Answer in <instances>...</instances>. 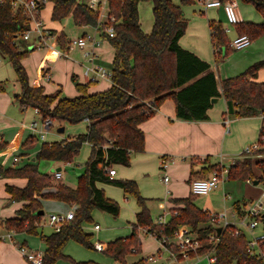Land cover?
Returning a JSON list of instances; mask_svg holds the SVG:
<instances>
[{
	"label": "trees",
	"instance_id": "trees-1",
	"mask_svg": "<svg viewBox=\"0 0 264 264\" xmlns=\"http://www.w3.org/2000/svg\"><path fill=\"white\" fill-rule=\"evenodd\" d=\"M47 1V0H46ZM52 3V20H61L71 16L80 26H100L102 32L108 24L113 25L114 36H102L114 48L111 85L104 90L88 92L92 83H78L79 92L74 97L62 96L60 91L45 93L43 87H32L21 60L29 53L24 48L22 33L28 28V21L19 9L12 6L11 0L0 1V54L10 63L20 92L15 96L22 107L37 110L41 119L57 120L76 124L88 121L87 131L68 136L59 141L43 142L36 154L37 160L73 162L83 143L91 146L90 154L84 163V171L77 178L74 188L55 183L53 176L42 173L36 165L26 164L18 168L0 167V175L24 177L27 183L23 188L7 186L12 199L25 200L26 203L17 212L18 216L0 222L7 230L39 234L46 243L42 264H54L58 259L69 260L72 264H100L96 261H74L62 253L68 240L92 249L90 234L81 228L82 222H90L94 209L113 216L119 213L118 203L106 197L96 183H107L120 187L125 195L134 196L140 211L126 237L116 238L107 243L102 252L120 264H127L126 257L139 252V228L155 232V238L165 246H171L169 239L182 225L190 228L200 241L197 253L211 252L216 257L215 264H264V255L257 256L246 251L247 236L244 232L234 233V226L221 229L214 243L209 235L216 234L209 215L193 204V195L174 199L182 207L170 208L171 215L164 223L153 222L146 199L139 193L137 184L131 179L110 178L107 169L112 165H128L131 154L144 150V135L138 125L153 116L166 99L175 103V115L180 120H206L207 110L212 106L211 99L222 97L231 100L234 106L233 117H251L264 114V81L256 82L258 70L264 67V59L248 66L240 74L219 81L210 69V64L191 51L183 49L178 43L183 35L187 21L181 5H192L196 0H107L108 15L114 22H100L99 10L76 0H48ZM141 1L152 3L153 24L151 31L145 33L139 22L138 4ZM251 4L262 16L259 23L241 21L235 24L238 35L245 34L254 40L264 34V0H240ZM44 4H40V8ZM209 30L215 61H220L230 48L227 35L219 21H209ZM50 36L61 49H65L68 39L60 30H51ZM60 127V126H59ZM34 138H28L25 145ZM259 149L253 153H264V122L260 126L257 139ZM244 155V153L242 152ZM260 171L256 177L252 172L253 160L244 156L229 165V179L258 180L264 183V158L255 160ZM211 167V171L216 168ZM54 187V191L42 193L44 189ZM60 200L65 203H77L79 208L74 218L65 223L58 231L49 234L37 229L43 213L40 199ZM173 200V199H172ZM245 205V204H244ZM243 205V206H244ZM239 202L234 204L238 214L242 215ZM177 212L173 214V212ZM261 230L264 234V216L260 215ZM264 250V240L260 243ZM178 252V248H173ZM180 256V255H179ZM192 257L193 254L190 253ZM181 258V256H180ZM131 264H145L141 258Z\"/></svg>",
	"mask_w": 264,
	"mask_h": 264
},
{
	"label": "crops",
	"instance_id": "crops-1",
	"mask_svg": "<svg viewBox=\"0 0 264 264\" xmlns=\"http://www.w3.org/2000/svg\"><path fill=\"white\" fill-rule=\"evenodd\" d=\"M172 1L175 4L180 5L179 0ZM235 2L237 4V8L242 21L250 20L249 22L259 23L263 20L261 15V17L248 18V20H246L244 14L242 13L239 7L238 0H235ZM191 6H194L193 10H190ZM191 6L187 7L181 5V9L184 13V17L187 21V24L183 35L178 40V43L183 49L191 51L200 59L208 62L210 64V69L215 73L219 81L228 77L236 76L243 72L248 66H250L254 62L264 59V36H262L259 39H254L245 48L233 49L244 51V56L241 59H237L234 63L232 62L233 59L227 58L226 60H224L225 58H222V61L216 62L214 49L211 43L208 22L212 20H218L221 23L219 16L223 15L226 20V23L225 25L221 23V26L222 28L228 27L230 29V31L228 32L232 35L230 38H234L238 35L236 27L235 25L228 24L225 11L221 6L209 8H205L200 4H193ZM105 20V15L101 16L100 22L102 23ZM43 26L48 29V31L62 30L55 29V24L53 25V27H46L44 24ZM76 26L79 27V29L81 30L80 35L89 34L96 38H99L100 40L102 39V42L105 41L103 40V32L100 26H80L77 24ZM140 26L142 28L141 22ZM142 30L145 33H149L151 31L146 30L144 28H142ZM50 37L51 36H48L46 41L49 40ZM31 40V42L30 40H24L25 47H23V49H29L30 46H32L33 48L31 50L29 49V53L21 60L22 65L24 66L27 73L28 71H31V65L32 70H34L35 68L36 70H38V68L40 67V70H42L43 74H46V76L48 74L51 75V79L49 81H45L41 79V77H38V75L33 74L34 79L32 78L33 80H28L29 85L32 87L41 86L43 87L45 93H53L55 91H60L61 95L66 97L78 95L79 92L76 89V91L71 90L73 88L70 82L71 79H75L78 83H87L85 78H83L84 76H82L80 72L79 65L70 60H61L62 56L58 54V52L60 51V47H58L55 41L49 44L50 47L44 48V51H41L39 54L33 55V59L31 62L30 57L33 54L32 51L36 49L35 44H37L34 39ZM42 46L43 45L37 48H41ZM111 49L113 58L114 48L112 47ZM82 53L83 50H81V54ZM37 55H39V59L36 60L35 57ZM62 68L63 70L65 69L67 71L66 75L63 72L61 74ZM220 69L224 70L225 73V76L222 78L219 72ZM28 78H30V75L28 76ZM253 80L256 82L264 81V67L258 70L257 76ZM104 81L108 82L109 84L99 85L98 81L94 83L95 85H89L87 91L97 92L106 89L110 86L111 81ZM65 85H70L71 89H65ZM19 92L20 87L15 80V73L13 71V68L11 67L7 59L0 54V167L4 170L8 167L18 168L26 164H33L36 165L39 170L40 160L36 159V154L40 150L41 144L43 142H54L62 140L64 138H67L68 136H71L73 133L75 135L79 133H85L87 131L88 121L82 120L81 122L72 125L68 122H59V126H63L64 131L66 129V126L68 127V130L66 131V135L68 136L64 137L61 134L59 136L48 135L47 131L49 130L50 126L46 127L42 123L43 119H41L36 109L32 107H22L20 103L16 100L15 96ZM207 116L208 118L206 120H180L175 115L174 101L172 99L164 100L153 116L149 117L138 125L144 135V150L142 152L132 153V158L130 157L131 159L128 165H112L115 169V173L112 178H115L118 173L117 166L125 167L126 179L134 180L137 184L140 195L146 200L148 199L146 204L149 209V212L151 210L149 203L151 199H158L157 207L161 209L157 213L158 215H162L163 211H169L171 213V207H182L183 204L175 203L174 199L184 198L189 195H193L191 194L189 188L190 182L193 179L209 176L211 173V167L213 165H227L226 163H224L225 160H230V164H232L234 161L242 159L244 156L242 154L244 147L257 141L260 126L264 122L261 115L251 117H230V114L227 111L226 100L222 97H217L216 102L212 103V106L207 110ZM36 117L40 118L41 121V128L39 130L37 129L38 123L36 121ZM33 123H35V126L32 125ZM28 138H34V140L25 145L24 143ZM80 150L84 151V156L79 155ZM80 150L78 154L74 156L73 162L71 163L53 161V166H56L55 171L51 174H46L53 176L55 183H62L74 188L76 186L77 181L73 183L74 181L69 178L67 179L68 182H64L61 179L66 168L73 167L72 165L75 162L81 164L87 160L90 154L91 146L88 143H83ZM163 156L170 157L172 159L171 163L168 164L167 168L163 172V175L166 174L169 177L168 183L165 184L164 187L166 189L167 187H169L170 191L172 192L167 195L165 193L166 191L168 193L169 190L165 189V193L161 195L158 194L156 196H159V198H155V196H151L150 194L142 191V188L145 187L147 179L145 172L149 167L153 165L159 168L160 158ZM14 157L17 158L16 161L13 160ZM251 158L253 162H255V160L259 158H264V153H253ZM80 164H78V166ZM253 165L254 164H252V167ZM56 171H60L61 173V176L59 178H56L54 175ZM162 177L160 181H162ZM249 182V179L246 180L247 184ZM26 183L27 179L24 177H7L0 175V222H2L4 219L18 216L17 212L26 203L25 200L12 199L11 194L7 191L6 187L12 186L17 188H23ZM178 183H185L186 186H188L187 194H181L176 190L179 186ZM223 183L224 182H222V184ZM104 184L100 182L96 183L97 187L101 188L102 190V185ZM246 187L247 188L245 190L244 197H246L247 199H251V195L253 193L251 192L249 185H246ZM54 190V187H48L44 189L42 193H47ZM205 195L207 196V202H197L195 200L196 195H193V204L202 211L206 212L208 215L211 213L226 212L227 217L230 218L229 220H231V214H234L236 218L240 216V214H238L237 210L234 208V204L236 202H239L242 206L244 204L247 205L245 203V199L238 198L230 203V208H224V200L222 198L223 196L221 197V193L219 192L218 187L212 189L209 193ZM127 196L130 195L125 196L126 200L128 199ZM34 197L40 199L44 215L45 210H48L49 214H64L70 209H73L75 212L79 208V204L77 203L68 204L60 200L41 199L39 196L36 195H34ZM201 202L203 204H200ZM139 211L140 207L136 202V206L133 207L134 213H130V216L134 217V220L131 225L135 222L136 214ZM170 213L169 215H171ZM44 215L43 217H45ZM100 216L101 215L98 213V211L94 209L91 213L92 220L90 222L81 223L82 230L85 233L90 234L91 236L94 233L98 234V231L101 229V226H99L100 228L96 230L94 229V225H99L97 219H101V217H104L105 215L101 217ZM43 217L41 219V222L37 225V229L38 231H40V233H43L40 227L45 224L43 223ZM182 226H185L190 230L188 226ZM110 230H112V232L110 234H105L104 236H102V238L101 236L96 235V239L92 240V244L95 246V244L101 243L103 245V248H105L108 242L113 241L116 238L126 237L128 236V233H131L128 232V228L125 229L126 231H113L116 229L112 226ZM113 232H115V234ZM243 232L246 234L247 238L250 237L251 234L249 233L248 235V232L245 231V229L243 230ZM6 234H11L12 238H14L19 244H24L32 250H37L39 252L44 253L47 248L46 243L41 239L39 234L36 235L25 231L14 232L12 230H7L5 227L1 226L0 264H32L19 253L16 245L12 244L5 237ZM159 243L160 248H158L156 254L147 255L146 253H144L143 255H147V257L131 255L132 257H127V263H134L141 258H144L145 261H148L147 259H149L152 262H157V256H159L160 258L162 256L163 251H165L167 254V257L165 258L163 264L171 260L172 255H176L179 264H183V262H186V264L193 263V261H187L193 260L189 259L190 257L180 258L179 253L176 252L174 249L170 248L169 246L167 247L163 245L161 241H159ZM83 248L84 247L79 243L73 240H68L62 248V253L70 257L74 261L92 260L100 264L115 263L114 260L110 257H95L93 255L88 254L91 253L89 251H84V254H80L83 253ZM93 250L97 253L102 252V250H97L95 247L93 248ZM141 250L143 249L140 241L139 252H141ZM54 264L72 263L69 260L58 259Z\"/></svg>",
	"mask_w": 264,
	"mask_h": 264
},
{
	"label": "rangeland",
	"instance_id": "rangeland-1",
	"mask_svg": "<svg viewBox=\"0 0 264 264\" xmlns=\"http://www.w3.org/2000/svg\"><path fill=\"white\" fill-rule=\"evenodd\" d=\"M76 1L87 3V0H76ZM101 1H102V7H104L102 9L103 11L102 10L101 11L105 14L107 12V6L105 5L104 0H101ZM238 3H239V7H240L242 13L244 14L246 20H248V18L261 17L260 14L254 9V7L251 4L244 3V2H242L240 0H238ZM194 4H200V3L195 2ZM183 6L189 7L191 5H183ZM193 9H194V6H191L190 10H193ZM138 10H139V18H140V22H141L142 28H144L146 30H151L152 24H153V14H152L151 2L150 1H142V2H140L139 6H138ZM51 13H52V3L47 0V1L44 2V5L39 9V19L41 20V22L46 27H48V26H52L53 27V25L55 24L56 25L55 29H62L60 31H62L65 34V36L68 39V41L71 40V39H74V38H77V37L81 36L80 35L81 34V30L79 29V27L76 26V24H75V22H74V20H73V18L71 16H66V17L62 18L60 21L59 20H52L51 19ZM100 18H101V15H100V12H99V19ZM204 18H205V16H204ZM219 19L221 20V23L223 25H225L226 20L223 17V15H220ZM231 36L232 35L230 33H227L228 40L231 39L230 38ZM262 36H264V34L260 35L256 39H259ZM103 40H105V41L102 42V39L100 40V45L96 48V51L98 53V57L95 60V62L100 63L101 65H103L108 70H112V61H113V58H112L113 54H112V49H111L112 46H111V44L109 43V41L107 39L103 38ZM31 41L32 40H30V42ZM53 41H55V39H54V37L51 36L50 39L47 40L45 42V44H43V46L41 48H37L36 47V49L32 51L33 54L30 57L31 62H32V59H33L32 58L33 55L39 54L41 51H44L43 50L44 48L50 47L49 44L53 43ZM252 41L253 40H251V42ZM55 43L57 44L56 41H55ZM58 47H59V45H58ZM59 50L66 51V53H67L64 56L66 58H64L62 56L61 60H70V61L78 64L79 67H80V72H81V74L83 76L84 65L86 64V58H85L83 53L81 54V50L79 48H77V47H72L69 50H67V48H65V49H61L60 48ZM243 53H244V51L231 49L230 52H228V54H226V56L223 57V59L224 58H225L224 60H226V58L227 59H233L232 62L234 63L237 59H241L244 56ZM35 59L36 60L39 59V55H37L35 57ZM220 61H222V59ZM30 70L31 71H28V73L30 75V78H28V80L29 79L30 80L34 79L33 78V74L38 75V77H41V79H43L45 81H49L51 79V75L48 74V77H47L46 74L42 73V70H40V67L38 68V70H36V68L34 70H32V65H31L30 66ZM62 72L65 75L67 74V71L65 69L63 70V68L61 69V74H62ZM219 72H220L221 78L225 76L224 70L220 69ZM28 73H27V77L29 76ZM70 79H71V76H70ZM70 82H71L73 88L71 89L70 85H65V89L69 88V89H71L73 91H76L77 89L75 87V81L73 79H71ZM98 83H99V85L100 84H103V85L109 84L108 82H106L104 80H100ZM90 85H95V84L92 83ZM110 85H111V83H110ZM72 97H74V96H72ZM231 116H233V115L230 114V117ZM36 121L38 123L37 129L39 130L41 128L40 118L36 117ZM59 122L60 121H57V120L51 121V125L49 127V130L47 131L48 135L59 136L61 134L64 137L68 136V135H66V131L68 130L67 126H66V129H65L64 132L60 133V132L57 131V128L59 127ZM72 135H75V134L73 133ZM252 152L251 153H244V156L252 157V155H253ZM84 154H85L84 151L80 150L79 155L84 156ZM39 162H40L39 163V170L40 171L45 172V173H49V174H51V173H53L55 171V167L56 166H53V161L40 160ZM230 162H231L230 160H225L224 163L227 164L225 166H228L230 164ZM84 163H85V161L83 163H81V164L75 162L72 165L73 167L66 168L65 172L63 173V177H62L61 180L66 182L67 179L70 178L71 180L74 181L73 183H75L77 181L78 176L80 174H82L83 171H84ZM78 164H80V165L78 166ZM253 164L254 165L252 167V172H253V174L256 177H258V176H260V171H259V169L257 168V166L255 165L254 162H253ZM117 169H118V173H117L115 178L116 179H126V177H125L126 168L123 167V166H117ZM163 172L164 171H163V169L160 168V165H159V168H157V166H154V165L149 167L147 169V171L145 172V175L147 176V179H146L145 187L142 188V191H144L145 193L150 194L151 196H155V198H159V196H156V195H158V194L161 195V194L165 193L166 190H169V191H168V193L166 191L165 194L169 195L170 192H172V191H170L169 187H167V189H166L164 187L165 184L162 181H160V179H161V177L163 175ZM253 181H254V179L250 178V182L247 184L246 183V179H229L228 178V180H225L223 184L220 183L217 187L219 188V192L221 193V197L223 196L222 198L224 200V208L225 207L226 208H228V207L230 208V203L233 202L234 200L238 199V198L245 199L246 200L245 203L247 205L250 204L251 202H255L258 199H260L263 196V193H264V183L258 181L257 184H254ZM178 185L179 186L177 187L176 190L179 193H181V194H187L188 193V186H186L185 183H178ZM246 185L250 186L251 192L253 193L251 195L252 196L251 199H247L246 197H244L245 196V190L247 188ZM102 187H103V191H104L106 197L108 196V198L110 197V199H113V200H115L118 203V205H119V213H118L117 216H113V215H111V214H109L107 212L95 209V210L98 211V213L101 216H104V215L105 216L104 217L100 216L101 219H97L98 223H99V226H101V229L98 231V234L94 233L90 237V242L91 243H93L92 240L96 239V235L101 236V238H102V236H104L105 234H107V233L110 234L112 232V230H110V228H112V226L115 227V229H116V230H113V231H124L126 228H128L129 229L128 232H131V226H132L131 223L134 220V217L130 216V213L133 212V207L136 206L135 197L134 196H127L128 199L126 200V198H125L126 195L123 193V190L121 188L115 186V185L104 184V185H102ZM206 197H207L206 195L196 196L195 200L197 202H200V201L207 202ZM147 200L145 202H147ZM157 200L158 199H151L150 202H149L150 203V209H151L150 213H151V218H152L153 222L158 220L159 215L157 213L159 212V210H161L159 207H157ZM202 202L200 204H203ZM169 213H170L169 211H166V212L163 211L162 214L164 215V220L165 221L170 217ZM48 214H49V211L45 210V215H44L45 217H43V219H44L43 223H45V224H43V226L40 227L42 229L43 233H45V234H47V233L52 231V228L50 226H48V224H47V222H48V218H47ZM228 219H230V218H228ZM245 231H247V230H245ZM261 231H262L261 228L257 227L254 232H255L256 235H260ZM113 233L115 234V232H113ZM129 234L130 233H128V235ZM247 234L249 235V232ZM137 236L140 239L141 244H142V249L145 252L143 250H141V252L132 253L129 256H127L128 258L131 255L147 257V255L156 254L157 253L158 248H160L159 247L160 243H159L158 240H156V238L153 235H151L148 232H146V230H143V228H139V231L137 232ZM100 240H102V239H100ZM167 242H169V241H167ZM170 244H171L170 248H172V249L174 247L177 248L171 242H170ZM82 251H83V253H80V254H84V251H89L91 253H88V254L93 255L95 257H103V258L107 257V258H109L103 252L97 253L96 251L93 250V248L89 249V248L84 247L82 249ZM144 253H146L147 255H143ZM206 253H207L206 251H204L202 253H196V254L192 253L193 256L192 257L190 256L189 259H193V260H187V261H193V263H191V264H209L208 257L207 256H202V255H205ZM127 257H126V263H127ZM166 257H167V254H166L165 251H163L162 256L160 258H159V256H157V262H152L151 260L147 259L148 261H145V264H163V262H164ZM114 262L115 263H113V264H120L117 261H114ZM183 264H186V262H183Z\"/></svg>",
	"mask_w": 264,
	"mask_h": 264
},
{
	"label": "built area",
	"instance_id": "built-area-1",
	"mask_svg": "<svg viewBox=\"0 0 264 264\" xmlns=\"http://www.w3.org/2000/svg\"><path fill=\"white\" fill-rule=\"evenodd\" d=\"M45 1L46 0H11L12 6L22 11V13L26 17V20L28 21V28L22 33L21 39L25 41L34 39L37 42V44H35L36 47L45 44L46 39L48 38V36H50V32L43 26V23L39 19V6L40 4H44ZM196 2L200 3L205 8L220 6L223 7L228 24L235 25L242 21L235 0H196ZM104 3L107 6V0H104ZM86 4L91 8L98 9L101 16L105 15V21L114 22V17L108 15V8L105 14L102 12V9L104 7H102L101 0H87ZM229 31L230 29L228 27H223V32L225 34ZM103 32L107 34L108 37H113V25L108 24L107 26H105ZM250 42V38L247 35L242 34L229 39L227 44L231 49H241L247 47ZM99 45V38H96L89 34H85L69 40L66 46L67 50L71 49L72 47H77L83 50V54L86 58L83 76L87 83H96L100 80L111 81L112 70H108L100 63L95 62L98 57L96 48ZM58 54L60 56H65L67 53L66 51L60 50ZM261 117L264 120V114H262ZM42 123L46 127H49L51 125V120L46 118L42 120ZM32 125L35 126V123H33ZM258 148V143L254 142L246 146L243 149V153H251L252 151ZM13 160L16 161L17 158L14 157ZM171 161L172 159L170 157H161L159 163L160 168L165 171ZM107 171L109 177L112 178L115 173V169L113 168V166H110ZM228 172L229 165H219L211 171L209 176L193 179L189 184L191 194L200 196L209 193L220 183L227 180ZM54 175L56 178H59L61 176V173L60 171H56ZM168 180V175L164 174L162 177L163 183L167 184ZM242 211V215H240L238 218H236L234 214H231V220L228 219L226 212L211 213L209 214V217L212 225L215 227H221V229H223L228 225H233L235 234H241L244 229L247 230L251 235L249 238H247L248 240L246 245V251L252 255H264V250L260 247V243L264 240V234L262 233V231L260 235H256L254 232L257 227L261 228L260 215L264 214V195L257 201L245 205ZM176 213V211L173 212V214ZM47 218L48 226L52 227L54 231H58L65 223L69 222L74 218V210L70 209L64 214L50 213L48 214ZM156 222L164 223V215H159L158 220ZM99 228L100 227L98 224L94 225V229L97 230ZM143 230L146 229L143 228ZM146 232L148 231L146 230ZM148 233L155 237V232ZM5 237L12 244L16 245L19 253L27 261L32 264H42V252L32 250L24 244H19L14 238H12L11 234H6ZM208 237L209 240H211L213 243L217 241V233H212ZM169 242H171L178 248V253L182 258H189L190 253L196 254L198 248L201 245L196 235L190 232V230L185 226L178 227L173 233V236L169 239ZM94 247L97 250L104 249L101 243L95 244ZM204 256L208 257L209 264H215L216 257L211 252V250L208 251ZM164 264H179V262L177 260L176 255H172V259L165 262Z\"/></svg>",
	"mask_w": 264,
	"mask_h": 264
},
{
	"label": "water",
	"instance_id": "water-1",
	"mask_svg": "<svg viewBox=\"0 0 264 264\" xmlns=\"http://www.w3.org/2000/svg\"><path fill=\"white\" fill-rule=\"evenodd\" d=\"M32 48H33L32 46L29 47L30 50H31ZM216 100H217V98H212V99H211V103L216 102ZM226 105H227V111H228V113H229V114H233V112H234L233 102H232L231 100H227V101H226ZM57 131L60 132V133L64 132V127H63V126L58 127V128H57ZM253 183H254V184H257L258 181H257V180H254ZM40 212L43 213L42 210H41ZM263 216H264V214H263ZM220 232H221V227H217V228H216V233H217V235H218Z\"/></svg>",
	"mask_w": 264,
	"mask_h": 264
}]
</instances>
